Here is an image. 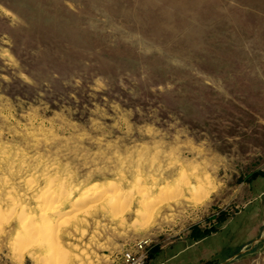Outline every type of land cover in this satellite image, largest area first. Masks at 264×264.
<instances>
[{"label":"rangeland","instance_id":"obj_1","mask_svg":"<svg viewBox=\"0 0 264 264\" xmlns=\"http://www.w3.org/2000/svg\"><path fill=\"white\" fill-rule=\"evenodd\" d=\"M202 3L0 0V264H264V12Z\"/></svg>","mask_w":264,"mask_h":264},{"label":"bare ground","instance_id":"obj_2","mask_svg":"<svg viewBox=\"0 0 264 264\" xmlns=\"http://www.w3.org/2000/svg\"><path fill=\"white\" fill-rule=\"evenodd\" d=\"M193 188L195 190L196 186H193ZM61 191H62L61 186H56V187L50 186V187H48L45 191L44 203L40 207L41 208V217L39 218V220L35 222L34 219H32L31 217H27L25 219V225L33 226L35 228L38 241L41 239L48 244V243L52 242L53 236H55V239H57V240L60 237V234H59L60 231L54 230V225L56 226L58 224V221H60L59 220L60 214L59 213L55 214L53 217H52V214H53V211L55 212V209L57 208V205L59 203L57 198H56V196H57L56 194H59V192H61ZM87 191L90 192V194H95V193H98L99 191H101V189H99L97 184H93L87 188ZM80 199L86 200V199H88V197L83 196L82 198L80 197ZM21 211H22V209H21ZM50 217H52V218H50ZM32 232H34V231H32ZM59 243H58V245H60Z\"/></svg>","mask_w":264,"mask_h":264},{"label":"crops","instance_id":"obj_3","mask_svg":"<svg viewBox=\"0 0 264 264\" xmlns=\"http://www.w3.org/2000/svg\"><path fill=\"white\" fill-rule=\"evenodd\" d=\"M243 3L245 6H243ZM202 8L203 12H212L217 14L216 26L218 28L226 26H233L236 28L239 27L238 22L241 20L240 13H242L243 10L253 12L255 14L264 12V0H203ZM227 21L232 24H226ZM209 26L214 25L209 24ZM237 35L238 34L235 33V36Z\"/></svg>","mask_w":264,"mask_h":264},{"label":"built area","instance_id":"obj_4","mask_svg":"<svg viewBox=\"0 0 264 264\" xmlns=\"http://www.w3.org/2000/svg\"><path fill=\"white\" fill-rule=\"evenodd\" d=\"M144 243H145V242H144ZM144 243H138V249H139V250L144 249V247H143ZM124 257H125V261H126V262H129L130 264H140V263L138 262V259H136V258L134 257V255H132L130 252H125Z\"/></svg>","mask_w":264,"mask_h":264},{"label":"trees","instance_id":"obj_5","mask_svg":"<svg viewBox=\"0 0 264 264\" xmlns=\"http://www.w3.org/2000/svg\"><path fill=\"white\" fill-rule=\"evenodd\" d=\"M258 174H260V173L259 172H254L253 175H252V177H256ZM215 230H216V228L215 227H212V228H209V229H205L202 232H198L196 234L191 233L190 235L193 238H197V237H200V236L208 235V234H210L211 232H213Z\"/></svg>","mask_w":264,"mask_h":264}]
</instances>
